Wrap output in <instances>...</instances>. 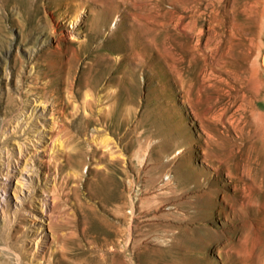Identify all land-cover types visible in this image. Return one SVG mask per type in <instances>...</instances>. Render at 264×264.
Wrapping results in <instances>:
<instances>
[{
	"label": "rangeland",
	"instance_id": "1",
	"mask_svg": "<svg viewBox=\"0 0 264 264\" xmlns=\"http://www.w3.org/2000/svg\"><path fill=\"white\" fill-rule=\"evenodd\" d=\"M263 13L264 0H0V264H264ZM41 72L66 133L30 90ZM38 146L68 153L59 174L39 172Z\"/></svg>",
	"mask_w": 264,
	"mask_h": 264
},
{
	"label": "bare ground",
	"instance_id": "2",
	"mask_svg": "<svg viewBox=\"0 0 264 264\" xmlns=\"http://www.w3.org/2000/svg\"><path fill=\"white\" fill-rule=\"evenodd\" d=\"M47 5V4H46ZM262 12V11H261ZM264 14V13H263ZM75 21V20H74ZM263 24V23H262ZM262 27V26H260ZM53 32V31H52ZM262 45V44H261ZM260 45V46H261ZM258 48V46H257ZM263 48V47H262ZM260 50V49H259ZM258 50V51H259ZM260 53V52H259ZM256 63V61H255ZM257 66V64H256ZM253 67V66H252ZM253 69V68H252ZM255 69V67H254ZM256 71H253V75L257 76ZM39 75L36 77V82L32 85V88L30 89L31 91H37L39 92L38 98L39 101L41 100V102H48L51 101L53 108L51 109V113L52 115H56V117L54 118V124H55V128L58 130V132H67V126H66V122H64V103H63V98L61 96H59V91L56 88L54 82L52 80H50V78L47 77V73L45 72H41L38 73ZM179 80V79H178ZM250 80V79H249ZM68 81V80H67ZM73 86L72 82H68V87L71 88ZM258 87V86H257ZM249 90V89H248ZM72 93V92H71ZM64 97V96H63ZM76 99V98H75ZM254 100V99H252ZM69 102V101H68ZM252 103V101H251ZM256 103V102H255ZM67 104V103H66ZM70 104V103H69ZM95 104V100L93 97L90 98H85L83 101V109L85 112H87V116L92 119L91 117L94 116L95 114V110H94V105ZM243 105V104H242ZM240 106V105H239ZM254 106V105H253ZM256 107V106H255ZM254 107V108H255ZM260 107V106H259ZM263 107V106H262ZM240 109V108H239ZM100 119L101 121L106 122V118H107V113L106 111L102 110L100 111ZM108 112V111H107ZM42 114L45 113L44 110H42L41 112ZM35 115V114H32ZM99 116V115H98ZM237 116V115H236ZM36 118V117H35ZM253 123H252V127H253V134L252 136L256 139V145L260 148V155L258 157V162L260 167L262 168V165L264 164V113L260 112L259 109L258 111H253ZM237 120V119H236ZM65 123V124H64ZM240 125V124H239ZM238 125V126H239ZM54 128V130H55ZM39 132H37V137ZM36 136V135H35ZM36 137V138H37ZM48 137L47 135H41V139L42 141L38 140L37 142L39 144H42L43 139ZM45 144H43L44 146ZM36 145L35 143H32V147L31 148H35ZM40 147V146H38ZM45 147H40V149H42L41 154L38 153L37 151H33L35 153V157L37 156V160L39 162V167L38 169L40 170L39 172L41 174H45L42 173L41 170L45 169L46 172L49 171L50 167H53L54 169H57V174H59L63 168H64V164H61V161L64 162V160L68 161L69 160V155L66 152H62L58 154V156L52 160H46L43 159V155L45 154ZM34 150V149H33ZM93 152V151H92ZM95 152V151H94ZM93 152V153H94ZM78 165L80 164L79 161L76 162ZM45 172V171H44ZM56 174V175H57ZM47 175V174H46ZM38 179V178H37ZM39 180V179H38ZM68 183V182H67ZM55 200V198H54ZM40 203V201H38ZM43 204V203H42ZM46 216V215H45ZM43 220V219H42ZM44 222V221H43ZM48 222V221H47ZM48 224L45 222V228H47ZM22 233V232H21ZM12 236V235H11ZM51 238V237H50ZM112 241V240H111ZM54 243V242H53ZM38 255V254H37ZM44 251L42 250L41 253L39 254V259L40 261H44ZM20 256V255H19ZM224 258V257H223ZM80 262V261H79ZM40 263V262H39ZM106 264V263H105ZM165 264H171V263H165ZM185 264V263H184Z\"/></svg>",
	"mask_w": 264,
	"mask_h": 264
}]
</instances>
